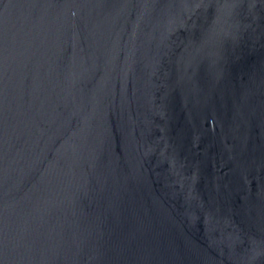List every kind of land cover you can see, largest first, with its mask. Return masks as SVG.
<instances>
[{
    "label": "water",
    "instance_id": "water-1",
    "mask_svg": "<svg viewBox=\"0 0 264 264\" xmlns=\"http://www.w3.org/2000/svg\"><path fill=\"white\" fill-rule=\"evenodd\" d=\"M0 264H264V0H0Z\"/></svg>",
    "mask_w": 264,
    "mask_h": 264
}]
</instances>
